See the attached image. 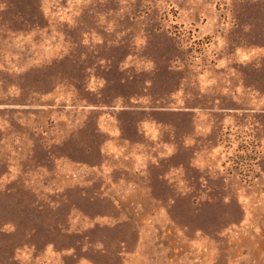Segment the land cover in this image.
I'll return each mask as SVG.
<instances>
[{
  "label": "rangeland",
  "instance_id": "1",
  "mask_svg": "<svg viewBox=\"0 0 264 264\" xmlns=\"http://www.w3.org/2000/svg\"><path fill=\"white\" fill-rule=\"evenodd\" d=\"M0 264H264V0H0Z\"/></svg>",
  "mask_w": 264,
  "mask_h": 264
}]
</instances>
